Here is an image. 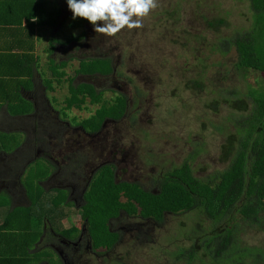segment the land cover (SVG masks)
Masks as SVG:
<instances>
[{"label":"rangeland","instance_id":"1","mask_svg":"<svg viewBox=\"0 0 264 264\" xmlns=\"http://www.w3.org/2000/svg\"><path fill=\"white\" fill-rule=\"evenodd\" d=\"M48 2L42 20L56 24L42 32L38 46L53 88L45 90L49 105L38 113L37 122L24 124V131L37 138L32 145L39 151L27 164L45 159L52 166L49 179L42 182L46 191L75 182L86 190L95 171L105 163L114 164L123 179L149 191L157 189L153 181L158 175L183 161L190 164L195 176L213 174L226 166L218 160L219 145L233 130L230 117L238 114L222 104L217 114L208 107L226 98L227 92L247 93L248 86L264 87L258 74L237 65L233 49L222 52L215 45L216 39L221 41L233 31L247 30L243 0H157L158 7L143 19L142 28H125L111 37L95 33L93 25L80 18L73 19L66 0ZM202 18L224 20L229 27L214 35L205 29ZM72 37L79 39L67 44ZM104 55L113 60L115 74L111 80L93 81L98 92L120 90L127 97L128 110L121 121L106 122L100 132L91 134L84 126L99 107L86 104L80 110H66L65 101L71 81L80 84L91 80L76 77L81 60ZM51 58L56 64L66 62L59 71L65 74L63 78L52 80L48 69L55 65ZM115 98L116 94L108 92L102 102L111 104ZM76 202L78 206L84 203L82 199ZM199 219L204 218L183 214L153 229L122 217L112 225L126 233L111 251L92 250L87 232L76 249H68L60 240L47 241L48 234L43 232L47 245L43 247H49L60 264H168L169 252L188 247L183 232H190ZM261 219L264 224V213ZM200 222L199 229L206 231V221ZM235 223L233 229L242 244L264 250V229L246 225L241 219ZM63 224L85 228L77 214Z\"/></svg>","mask_w":264,"mask_h":264},{"label":"trees","instance_id":"2","mask_svg":"<svg viewBox=\"0 0 264 264\" xmlns=\"http://www.w3.org/2000/svg\"><path fill=\"white\" fill-rule=\"evenodd\" d=\"M22 1L23 17L28 20L36 18V22L23 28V47L25 51H31L30 55L24 53V57L31 56L32 64L28 70L34 75L36 28L42 32L48 30L47 27L51 30L50 26H55L56 22L47 23L42 20L49 0ZM243 2L247 6L243 15L248 24L247 30L233 31L221 41L216 39L215 45H218L222 52L233 49L237 65L248 73L258 74L264 81V0ZM82 21L89 24L87 20ZM202 22L205 29L214 35L229 27L220 19L213 21L202 18ZM78 39L69 38L67 44ZM28 47L30 48L27 49ZM48 52L50 53L49 50ZM55 61L57 60L51 58L55 66L48 69L52 80L63 78L65 74L59 71L67 65L66 62L56 64ZM114 70L113 60L106 55L81 60L76 77L89 78L92 82L90 80L76 84L75 79L70 82L69 97L65 101L66 110H80L86 104L99 107L84 126L91 134L100 132L106 122L117 123L127 114L126 95L120 90L112 89L98 92V84L93 81L94 78L111 80L115 74ZM44 83L49 89L53 88L51 78L46 79ZM193 85L199 89L195 83ZM185 89L189 90L190 86L186 84ZM246 90L247 93L227 92L226 98L223 97L219 103L214 102L208 107L217 114V109L222 104L238 114L236 118L230 117L233 130L226 134L219 145L218 160L221 164H226L221 170L213 174L195 176L190 164L183 161L158 175L153 181L157 189L149 191L137 182L123 179L114 164L105 163L95 171L83 193L84 203L78 206L76 201L70 199L67 188L55 187L50 191L45 190L41 182L50 177L51 163L45 159L44 162L35 161L25 177L33 205L18 209L26 217L23 218V227L28 230L32 228L34 235L40 237L44 224L47 223L49 227L45 229L50 241L63 239L69 244L77 241L78 246L82 245L81 241L87 232L92 250L111 251L126 233L114 229L112 223L115 220L122 217L125 220L134 219L141 221L143 226L155 229L157 226L163 227L168 218L196 213L206 221V231L199 229L200 221H203L199 219L190 232H183L184 240H187L189 245L186 248L176 247L169 252L168 264L264 262V250L242 244L233 229L236 225L235 219H241L246 225L264 229L261 219L264 213V87L248 86ZM108 92L117 95L114 103L102 102L103 95ZM135 93L137 97L140 96L137 91ZM28 111L23 109V115L28 114ZM75 183L79 187L78 182ZM32 210L33 217L28 219ZM73 214L82 217L85 222L84 229L64 226V220ZM43 218H46L45 223ZM180 226L183 227V224ZM46 248L39 251L38 261L47 260L49 264H60L50 252V248Z\"/></svg>","mask_w":264,"mask_h":264},{"label":"crops","instance_id":"3","mask_svg":"<svg viewBox=\"0 0 264 264\" xmlns=\"http://www.w3.org/2000/svg\"><path fill=\"white\" fill-rule=\"evenodd\" d=\"M22 5V0H0V264L47 263L37 259L39 251L47 246L44 234L37 237L32 228L23 227L25 216L18 210L33 205L25 177L33 164H27L29 158L39 153L32 145L37 138L24 131V124L37 122L38 113L49 105L44 83L49 78L38 46L43 33L36 28L32 75L28 70L31 56L24 57L31 51L23 47V28L36 19L23 17ZM23 109L29 113L23 115ZM32 215L33 210L28 219Z\"/></svg>","mask_w":264,"mask_h":264},{"label":"clouds","instance_id":"4","mask_svg":"<svg viewBox=\"0 0 264 264\" xmlns=\"http://www.w3.org/2000/svg\"><path fill=\"white\" fill-rule=\"evenodd\" d=\"M66 3L73 19L87 20L95 33L109 37L125 28H142L143 19L158 7L157 0H66Z\"/></svg>","mask_w":264,"mask_h":264},{"label":"flooded vegetation","instance_id":"5","mask_svg":"<svg viewBox=\"0 0 264 264\" xmlns=\"http://www.w3.org/2000/svg\"><path fill=\"white\" fill-rule=\"evenodd\" d=\"M55 175L56 174L53 175V178ZM58 187L69 189L70 199H72L74 201H76L78 199L83 200V193H84L85 189L84 190L80 189L76 183L69 184L68 186L65 185V186H58ZM48 241H50V239H48ZM60 241H62V243L65 244V246H67L68 249H70V248L76 249L78 247V242H70V244H69V242L66 240L61 239ZM51 245H53V248H55L54 244H51ZM62 255H63V253H62ZM63 257H64V255H63ZM67 257L69 258V254ZM65 259L67 260V258H65Z\"/></svg>","mask_w":264,"mask_h":264}]
</instances>
